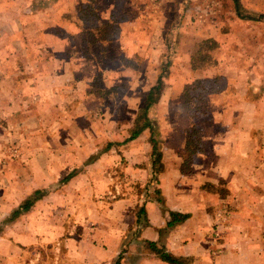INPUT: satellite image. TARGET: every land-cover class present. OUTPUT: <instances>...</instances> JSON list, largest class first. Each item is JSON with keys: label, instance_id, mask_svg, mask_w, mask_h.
<instances>
[{"label": "crops", "instance_id": "obj_1", "mask_svg": "<svg viewBox=\"0 0 264 264\" xmlns=\"http://www.w3.org/2000/svg\"><path fill=\"white\" fill-rule=\"evenodd\" d=\"M31 5H23L22 0H0V252L6 260L11 253L16 255V264H44L41 249H33L35 255L29 263L25 259L24 246L30 243L24 241L26 227L34 241L51 240L57 228L54 213L41 216L38 209L35 213H24L28 208L19 207V213L13 216L19 205L14 203V191L16 194L23 188L25 179H29L28 189H57L51 193L55 198L52 204L26 201L30 208L40 203L51 207L50 210L57 204L86 207L94 202L97 192L118 186L117 180L115 185L112 181L114 177L117 179L116 168L124 156L128 168L137 172H132L133 180L148 181V190H144L148 198L143 227L139 231L128 230L134 223L137 227L136 216L117 211L116 207L135 206L137 198L132 203L134 195L121 197L107 205L111 206L107 217L97 214L99 219L95 223L102 233L96 236L110 239L109 253L99 252V248H105L98 247L103 240L89 251L79 241L83 236L71 235L72 223L81 228L86 219L85 214L79 213L76 221H68L70 237L66 238L63 264H112L116 254L122 255L121 240L127 234L134 240L123 252L120 264H264V157L257 148L250 149L249 131L245 128L248 118H226L218 124L234 125V130L215 131L210 127L203 136L204 144L193 155L196 162L186 172L182 167L185 151L179 147L182 142L174 138L183 130L176 119L167 120L162 135L158 136L162 140L159 173L154 171L153 161H149V156L154 160L152 151L145 149L152 139L147 127L131 140L129 136L122 139L113 127L107 143L104 130L100 129L95 134L99 144L89 147L87 135L78 131L88 132L94 124L87 121L84 127L80 125L78 119L83 117V110L80 113L81 102L77 99L75 106L79 111L74 115V99L82 97L79 85H73L74 70L67 69L65 64L72 56L67 55L65 47L62 54L57 52L63 41L46 32L49 26L43 27L35 17L23 15L28 7L29 12L41 14L35 4ZM80 86L85 88L84 84ZM226 109L242 112L238 106ZM98 126L103 127L104 120ZM121 142L126 144L119 149ZM255 156V163L250 162ZM144 157L145 163L137 166ZM80 186L84 191L74 198L72 191L75 188L80 191ZM219 205L228 208L231 214L222 224L226 228L217 239L222 252L215 253L209 241ZM170 213H175L177 220L171 229H166L172 221ZM103 221L128 228L113 229L106 235V231H101ZM40 223H48V230L42 231ZM163 255L176 261L170 262ZM48 264L57 263L54 260Z\"/></svg>", "mask_w": 264, "mask_h": 264}, {"label": "rangeland", "instance_id": "obj_2", "mask_svg": "<svg viewBox=\"0 0 264 264\" xmlns=\"http://www.w3.org/2000/svg\"><path fill=\"white\" fill-rule=\"evenodd\" d=\"M30 3L35 4L41 14L29 12ZM238 3L237 10L234 0H22L23 5H29L23 15H29L31 19L35 17L43 27L49 26L46 32L63 41L57 52L62 54L65 47L67 55L72 56L65 64L67 69L74 70L73 85H79L82 97L74 99V115L79 111L75 106L79 101L80 113L83 110V117L78 119L80 125L84 127L87 121L94 124L91 125L93 131H78L87 135L89 147L96 145L98 137L95 134H99L100 129L104 130L106 143L111 139L113 127L122 139L130 136L136 123L143 122L146 96L158 83L160 89L155 92L154 101L147 110L150 120L147 129L152 139L149 148L145 147L152 151L154 160L149 156V161H153L156 173L162 170V140L158 136L162 135L166 121L170 119L178 120L179 127H183L177 132V138L176 134L171 136L182 142L179 147L185 151L182 159L185 172L196 162L193 155L204 144L203 136L210 127L215 131L236 129L234 125H218L226 118H248L245 128L249 136L246 133L244 136L249 137L250 149L257 148L264 157V17H261L264 15V0H238ZM24 21L29 22L28 19ZM230 106H238L242 112L226 109ZM102 120L104 126H98ZM125 144L121 142L119 149ZM121 159L116 168L117 179L111 180L113 185L117 180L118 186L97 192V201L84 206L86 213L83 206L77 207L76 204L72 207L57 204L52 210L48 205H41L43 203L34 208L26 207L24 213H35L36 209L41 216L54 213L57 224L55 239L51 240L34 241L26 227L24 241H30L24 246L27 263L35 255L33 249H41L44 264L54 260L63 264L66 238L70 237L68 221H76L79 213L85 214L86 219L81 228H75L76 223H72L71 235L83 236L78 240L89 251L96 247L97 241L100 245L103 240L102 246L98 247L105 248H99V252L109 253L107 244L110 239L96 236L100 233L95 224L99 219L97 214L107 217L111 207L107 205L124 196L134 195L132 203L137 198L136 205L118 204L116 210L135 215L137 227L134 226L136 223L128 228V225L103 221L101 231H106L107 235L113 229L139 231L143 227L148 198V192L144 190H148V181L133 180L132 172L137 173L135 168H128L124 156ZM145 160L144 157L137 166L143 165ZM255 160L256 156L250 162L255 163ZM25 180L21 192L18 190L15 194L14 191V203H19L16 210L22 209L26 201L41 200L52 204L55 198L51 193L57 189H28L29 179ZM81 187L80 191L76 188L72 191L74 198L84 191ZM61 197L64 199L63 192ZM215 210L218 211L217 222L213 225L209 245L218 253L222 251L217 239L220 231L225 230L226 224L224 227L222 224L227 222L231 213L222 205ZM65 212L67 216H64ZM40 224L42 231L48 230V223ZM128 235L121 240L122 255L120 252L116 254L112 264H120L123 252L132 244L134 238ZM11 255L7 261L0 252V264H16V255Z\"/></svg>", "mask_w": 264, "mask_h": 264}, {"label": "trees", "instance_id": "obj_3", "mask_svg": "<svg viewBox=\"0 0 264 264\" xmlns=\"http://www.w3.org/2000/svg\"><path fill=\"white\" fill-rule=\"evenodd\" d=\"M234 3H235V6H236V9L238 10L239 9V3H238V0H234ZM261 17H264V15H261ZM159 85L158 83L152 87L150 89V91L148 92L147 96H146V99H145V105L142 109V123H136V126L134 127V129L131 130V133H130V136H129V139L128 140H131V139H134L136 136H138V134L146 127L150 126V120L147 116V110H148V107L151 105V103L154 101V94L156 91H159ZM152 141V140H151ZM152 143L154 144V141H152ZM154 147V145H153ZM29 202V201H28ZM28 202H26L23 206H22V209H26L27 207V204ZM19 213V209L14 211L13 212V216H16L17 214ZM170 216L172 217V221L170 220L168 222V226H172L173 223L175 222V219L176 218V214L175 213H170ZM164 258H166L168 261L170 262H175L176 260L173 259L172 257L168 256V255H163Z\"/></svg>", "mask_w": 264, "mask_h": 264}]
</instances>
